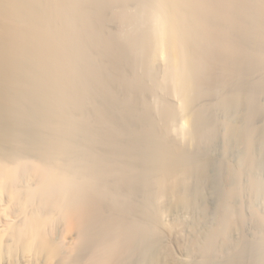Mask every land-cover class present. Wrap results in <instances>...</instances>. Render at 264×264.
<instances>
[{
  "label": "bare ground",
  "instance_id": "1",
  "mask_svg": "<svg viewBox=\"0 0 264 264\" xmlns=\"http://www.w3.org/2000/svg\"><path fill=\"white\" fill-rule=\"evenodd\" d=\"M243 135L264 150V0H0V264H147L161 197L191 264H264L224 164Z\"/></svg>",
  "mask_w": 264,
  "mask_h": 264
},
{
  "label": "rangeland",
  "instance_id": "2",
  "mask_svg": "<svg viewBox=\"0 0 264 264\" xmlns=\"http://www.w3.org/2000/svg\"><path fill=\"white\" fill-rule=\"evenodd\" d=\"M163 65V66H162ZM160 67H159V69L161 68V69H163L162 67H164V64H160L159 65ZM161 69H160V71H161ZM157 90V89H156ZM164 89H160L159 88V90L158 91H155L156 93L155 94H151L150 96H149V98H151L150 100H151V102H153V103H155V105H159L160 106V104H158L159 103V101L162 103L163 102V100H166L167 98L169 99V101H170V99H175V100H171L170 101V103L171 104H174L175 105V107H177V108H179V105L181 104V99H180V97H176V96H178L177 94H176V96H175V93H173V94H164V97H167V98H163V93L164 92H166L165 90H164V92H161V91H163ZM159 91H160V94L162 93V95H161V97H162V101L161 100H156V98H158V99H160V95H158L159 94ZM167 93V92H166ZM156 96V97H155ZM159 96V97H158ZM172 96H174V98H172ZM170 97V98H169ZM148 98V99H149ZM180 100H179V99ZM167 99V100H168ZM149 100V101H150ZM154 100V101H153ZM178 100V101H177ZM178 103V105H177V103ZM162 105V104H161ZM158 106V107H159ZM181 106V105H180ZM214 107L213 108H209V111L208 112H210L211 114H212V112H214V113H218V114H216V115H218V117L217 118H223L222 116H223V114H225V113H223V114H221L220 112H215L214 111ZM241 113L242 112H244L242 109H240L239 110ZM251 111V110H250ZM232 112H234L233 110H232ZM249 112V111H248ZM252 112V111H251ZM251 112H249V113H247L248 115H250V113ZM241 113H239V114H241ZM221 116H220V115ZM252 114H253V112H252ZM255 114V113H254ZM158 116V118H159V120H161L160 119V117L161 116H159V115H157ZM251 116V115H250ZM254 117H255V115H253ZM251 117V118H253V119H250V120H245L244 121V128H243V131L244 132H242L241 131V136H242V134H244L245 133V135L246 134H249V131L251 132L252 130L251 129H253L255 126H258L260 123H261V119L259 120V116H258V114L256 115V117H255V119H254V117ZM258 117V118H257ZM240 118V117H239ZM183 119H182V117H181V122H180V118L177 120V122H176V124L178 125V126H183V125H179L180 123L182 124V121ZM252 120H254V122H256L255 120H257V122H256V124L254 125V122H252ZM258 120H259V122H258ZM180 123H179V122ZM247 121V122H246ZM250 122H252V123H250ZM162 123H163V120H162ZM242 123H243V121H242ZM176 124L174 125L175 126V129H174V127L172 128L173 129V131L171 130V132H175V134L176 135H174V133H171L170 135L171 136H175L176 138V140H181L182 139V141H179L180 143L182 142V144H183V142L185 141V144L187 143V139H185L186 138V136H185V134H183L182 132H180V130H178V126H176ZM215 124V123H214ZM213 125V124H212ZM247 125H248V127H249V129H250V126L252 127L253 126V128H251L250 130H248V128H247V130L245 129L246 127H247ZM183 128V127H182ZM177 129V130H176ZM180 129H181V127H180ZM176 130V131H175ZM182 130V129H181ZM254 130V129H253ZM221 131H222V129H221ZM178 132L179 133H182V134H178ZM174 136H173V138H174ZM180 136V137H179ZM181 136H183V137H181ZM247 136V135H246ZM178 138H181V139H178ZM217 139V140H216ZM220 139V140H219ZM244 139V140H243ZM246 139H245V137H244V135H243V137H242V142L239 144V145H232L233 147H231V149L232 150H234V152H232V150L230 149L229 150V152L227 153V156H229V157H225V155L223 156V154H218L219 152L220 153H222L223 152V147H224V138L223 137H215V141H216V146H215V151H216V149H217V156H216V159H217V161H219V162H216V160L214 159L213 161V164L215 165V167L213 168V166L214 165H212V170L214 171H212V172H210L211 173V176L212 175H215L214 177H213V180H214V184L213 185H220V183H222L223 185H226V183H224V182H226L225 180H224V178L225 177H223L222 176V174H223V171H225V165H223V163L221 162L223 159L222 158H224V159H226L225 160V162H224V160H223V162H224V164H226L227 162L228 163H232L231 165H233V167L236 169V168H241L242 169V171H244L245 173L243 174V172H242V175L240 176V174L241 173H239L240 171H239V169L237 170V171H239V172H237L238 174L237 175H239L238 177L236 176V174H235V180H236V183H238V186H240L241 188H240V191H241V193L242 194H244L245 195V197H243V198H245V199H243V198H240V197H238L236 200H235V203L237 204V205H239L238 206V208L240 209V211H241V213L243 212H245L243 215H246L247 216V219L245 220V226H246V228L247 229H244L245 230V232L247 233L248 232V234H250V235H248V234H246L247 235V237L249 238V239H251V240H255L256 239V237L257 238H260V239H262V238H264V226L262 225V227H260V225L259 224H255V222H253V218L252 217H256L257 215H259L258 213H260V216H262V218L264 219V150L262 149L261 151L259 150L258 152H255V153H253V154H251V152H249L248 153V150L250 149L249 148V145L247 144V142L245 141ZM219 141H221V142H219ZM244 142V143H243ZM221 143V144H220ZM244 144H245V147H246V149L245 148H242V149H239V146H241V147H244ZM248 146H247V145ZM218 145H219V147H218ZM206 146V149L204 148ZM221 146V147H220ZM204 147L202 148L203 150H201V152L202 153H205V152H207L208 151V147H207V144H205L204 145ZM218 147V148H217ZM238 148V149H237ZM248 148V149H247ZM194 149V148H193ZM222 149V150H221ZM221 150V151H220ZM244 151V152H242V151ZM246 150V151H245ZM240 151V152H239ZM249 151H252L251 149L249 150ZM231 152V153H230ZM260 152H262V153H260ZM260 155V154H262V155H260V156H258V154ZM240 154V155H239ZM254 154H256L255 156H254ZM222 156L221 158H218V157H220V156ZM235 155V156H234ZM238 155V156H237ZM242 155H244V156H242ZM250 155V156H249ZM243 157L244 158V160L246 159L247 161H242L241 159L242 158H239V157ZM253 156V157H252ZM232 157H234L233 159H232ZM236 157V158H235ZM239 159H238V158ZM229 158V159H228ZM252 158H253V160H252ZM231 159V161L229 162V160ZM236 159V160H235ZM237 160H240L239 162L237 161ZM255 160V161H254ZM222 163V165L223 166H221V165H219V163ZM237 162V163H236ZM253 162H255L256 163V166L253 164ZM220 163V164H221ZM227 163V164H228ZM245 163V164H244ZM251 163V164H250ZM236 164V165H235ZM240 164H243V167L242 166H240V167H238ZM251 166H254L253 168L251 167ZM261 166V167H260ZM218 167V168H217ZM222 167V168H221ZM243 168H246V169H249L250 170V172H249V170H246V169H243ZM250 168H252V169H250ZM215 169V170H214ZM257 171H256V170ZM220 170V171H219ZM222 172V173H221ZM248 173V174H247ZM250 173V174H249ZM224 176H225V174H223ZM221 176V177H220ZM241 177V179H239ZM261 177V178H260ZM217 178V181H218V183L216 182V179ZM243 178V179H242ZM259 180V182H258V180ZM255 179L257 180V181H255ZM220 180V181H219ZM221 180H224V182H221ZM241 182H240V181ZM253 180V181H252ZM239 182H240V184L242 185H239ZM243 182V183H242ZM252 182H254V186L253 185H251V183ZM255 182H258V183H255ZM209 183H212V182H209ZM216 183V184H215ZM250 185V186H249ZM221 186V185H220ZM256 186V187H255ZM258 186H259V188H258ZM223 187V186H222ZM251 188V190H250V188ZM262 187V188H261ZM216 188V187H215ZM249 190H248V189ZM257 188V189H256ZM218 190L220 189V187L218 186V188H217ZM247 189V190H246ZM244 190V191H243ZM247 191V192H246ZM261 191V192H260ZM244 192V193H243ZM248 192L250 193V194H248ZM246 193V194H245ZM242 194H239V195H242ZM243 195V196H244ZM256 195V196H255ZM215 198H210L211 200H213V202H216V201H218V197H216V195H213ZM213 196H211V197H213ZM249 198H250V200H249ZM260 199V200H259ZM160 200V201H159ZM169 200V199H168ZM165 197H161V198H159L158 199V201H156V204H159L158 205V209H159V211H158V214H159V219H160V223H159V226H157L158 228H155L154 229V231L152 230V232H151V234H150V246L151 247H149V252H150V254L152 255V259H154V258H157L158 257V259H160L159 260V263H153L152 262V260H151V255H150V258H148V259H150V260H148L147 259V264H163V263H167V264H191L193 261H194V256H193V254L191 255V251L189 250V249H187L186 247H184L182 244V246L179 244V243H182L181 241H177L178 240V234H177V231H176V229L174 228V223L177 221V219L178 218H180V216L179 215H177V212L176 211H174L171 207H168L169 205H166V204H169L168 201ZM239 200V201H238ZM249 200V201H248ZM249 202H251V203H249ZM164 203V204H163ZM256 203V204H255ZM247 204V205H246ZM168 207V208H171L170 209V211H168L169 209L166 207V206ZM164 206V207H163ZM252 206V207H251ZM262 206V207H261ZM162 207H163V209H162ZM166 207V208H165ZM256 207V209H255V211H254V208ZM161 208V209H160ZM248 211H247V210ZM164 210V211H163ZM246 210V211H245ZM251 210H253L252 212H251ZM172 211H174V212H172ZM258 212V213H257ZM160 213H162L161 214V216H160ZM253 214V216H251L252 214ZM254 214H255V216H254ZM177 215V216H176ZM218 215V214H217ZM216 215V218H215V221H220V217H219V215L217 216ZM164 216H166V217H164ZM250 216H251V218H250ZM217 217L219 218V219H217ZM246 218V217H245ZM179 220V219H178ZM59 221H61V219H59ZM59 221H56L57 223H59ZM162 221H165L164 223L162 222ZM167 221V222H166ZM173 221V222H172ZM250 222H252V223H250ZM165 224V225H163V224ZM172 223V224H171ZM55 226H58L59 224H54ZM259 225V226H258ZM55 226H53L54 227V231L56 232L55 234H57L58 236H57V239L60 241V243L61 244H63V246H65L64 247V252L67 254V255H69L70 254V252L68 251L69 249H67V246L68 245H70V243H72V238H67L66 240H65V238H63V234H60V233H62V231H63V225H62V222L60 223V225H59V227H58V229H57V227L55 228ZM244 226V227H245ZM171 227V228H170ZM249 227V228H248ZM250 227H253V228H250ZM260 227V228H259ZM160 229H163V230H160ZM57 230V231H56ZM256 230V231H255ZM258 230V231H257ZM262 230V231H261ZM157 231V232H156ZM160 232V233H159ZM162 233V234H161ZM164 233H166V234H164ZM263 233V234H262ZM254 234V235H253ZM260 234V235H259ZM262 234V235H261ZM257 235V236H256ZM168 236V237H167ZM254 237L253 239H252V237ZM176 237V238H175ZM60 238H62L61 240H60ZM174 239H177V240H174ZM152 240V241H151ZM67 241V242H66ZM154 243V244H153ZM163 243H165V246H164V244ZM167 243V244H166ZM170 243V244H169ZM66 244V245H65ZM178 246H177V245ZM155 245V246H154ZM169 245V246H168ZM162 246V247H161ZM170 247V248H168V247ZM184 247V248H183ZM169 249L173 254V256L175 257L174 258V260H173V262H172V260L170 259V258H166V256H164L165 255V250L166 249ZM162 250V251H161ZM185 250V251H184ZM189 250V251H188ZM177 253V254H175V253ZM188 252V253H187ZM69 253V254H68ZM164 253V254H163ZM190 253V254H189ZM183 254V255H182ZM187 254V255H186ZM159 255V256H158ZM185 255V256H184ZM162 256V257H161ZM164 256V257H163ZM183 256V257H182ZM191 257L193 258V259H191ZM183 258V259H182ZM169 259V260H168ZM185 259V260H184ZM176 260V261H175ZM162 261V262H161ZM164 261V262H163ZM161 262V263H160ZM190 262V263H189Z\"/></svg>",
  "mask_w": 264,
  "mask_h": 264
}]
</instances>
